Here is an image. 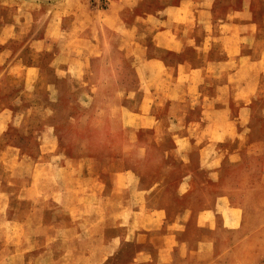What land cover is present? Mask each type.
<instances>
[{"label":"rangeland","instance_id":"1","mask_svg":"<svg viewBox=\"0 0 264 264\" xmlns=\"http://www.w3.org/2000/svg\"><path fill=\"white\" fill-rule=\"evenodd\" d=\"M172 1L175 0H140L138 4L140 9L155 13ZM111 2L0 0V29L19 11H25L28 15L21 16L24 28L20 34L30 36L33 30L26 28L28 25L43 30L50 15L64 14L62 26L73 31V37L60 40L55 50L87 52L96 48L98 35H105L100 41L105 42L106 55L96 59L94 82L82 85L68 82L64 76V82H57L58 96L50 104L36 102L41 96L24 99L22 85L14 79L0 80V114H7L0 118V264H96L105 258L101 264H264V93L249 106V142L258 149L245 152L243 166H224L218 181H211L207 172L198 169L196 154L193 165L186 166L175 153L172 138L156 142L150 128L138 130L140 148L136 147L127 158L128 166L142 180L132 191L151 190L165 166H174L168 181L146 196L150 209L167 212L163 224L154 223L151 229H134L150 215L132 217L124 213L117 217L98 213L105 207L109 211L123 207L127 201L138 202L131 192H126L131 188L122 185L116 199L107 201L98 193L102 189L108 195L107 185L80 180L76 171L58 166L65 155H83L102 162L115 160L132 137L122 127L118 112L112 109L113 101L108 98L125 83L116 82L120 76L134 80L129 82L132 86L140 83L132 63L121 54L126 42L111 27L101 24L102 18L116 13ZM218 7L224 10L228 3ZM124 14L132 16L131 8L124 9ZM26 41L12 40L10 45L25 51ZM45 58L44 64L49 55ZM121 62L128 69L123 75L111 70ZM52 132L55 139L49 136ZM145 147L148 151H144ZM83 166L87 168L86 163ZM193 170L197 173L195 181L187 187L182 181ZM69 206L73 214L67 212ZM211 206L220 207L216 228L202 230L196 225V217ZM227 207L236 213L229 214ZM116 220L122 227L132 228L120 232V238L128 242L115 252L112 247H98L96 240L101 238L104 226L105 238L112 239L118 233L112 229ZM174 220H178L175 227L183 230L182 254L165 249L168 241L164 223Z\"/></svg>","mask_w":264,"mask_h":264},{"label":"crops","instance_id":"2","mask_svg":"<svg viewBox=\"0 0 264 264\" xmlns=\"http://www.w3.org/2000/svg\"><path fill=\"white\" fill-rule=\"evenodd\" d=\"M139 2L112 0V11L116 13L101 20L102 25L111 27L126 42L121 54L139 75L138 86L129 83L135 82L131 78L120 76L116 82L125 83L108 97L113 101L112 109L118 112L122 127L132 136L128 146L115 160L102 162L83 158V155L76 158L65 155L58 166L68 172L76 171L80 180H96L99 185H107L110 188L108 195L102 189L98 192L107 201L116 199V192L122 185L131 188L126 192H131L138 202L127 201L123 207L109 211L105 207L98 213L117 217L124 213L132 217L150 215L149 220L137 224L134 229H151L154 223L163 224L167 212L150 209L146 205V196L168 181L174 166H165V172L151 190L132 191L139 186L142 177L128 166L130 159L127 156L136 147L140 148L138 130L142 127L150 128L156 142L172 138L176 143L174 151L186 166L193 165L196 154L198 169L207 172L211 181L220 179L224 166H243L245 152L258 149L249 142L252 115L249 106L264 93V0H175L167 2L155 13L140 9ZM222 2L228 3L224 10L218 7ZM126 8H131L132 16L126 17ZM17 14L0 29L1 82H13V79L20 82L24 99L41 96L36 102L43 104L54 103L58 96L57 82H64V76L68 82L82 85L94 82L96 59L106 57L105 42L100 41L105 35H98L96 48L71 54L62 48L54 49L61 45L60 40L73 37V31L62 26L64 14L50 15L43 30L28 25L26 28L33 30L31 37L20 34L24 28L21 16L28 13L19 11ZM18 39H28L25 51H17L10 45L12 40ZM47 54L49 58L44 64ZM111 70L123 75L128 69L121 62ZM87 100L92 101L91 98ZM6 116L0 114V118ZM49 136H54L53 132ZM190 173L182 181V184H188L187 187L195 181L197 174L195 170ZM261 182L264 184V179ZM68 208L67 212L73 214V207ZM227 211L236 213L230 207ZM218 212L219 206L207 207L198 213L196 225L202 230L216 228ZM177 223L178 220L164 223V236L168 241L165 249L182 254L183 230L175 227ZM121 224L117 220L113 222L112 229L118 233L112 239L105 238L104 226L101 238L96 240L97 246L112 247L115 252L127 243L120 238V232L132 228Z\"/></svg>","mask_w":264,"mask_h":264}]
</instances>
